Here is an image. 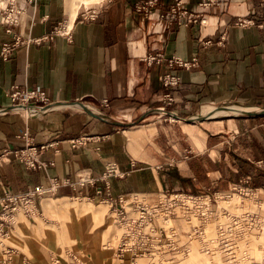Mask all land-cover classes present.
<instances>
[{"label":"crops","instance_id":"obj_1","mask_svg":"<svg viewBox=\"0 0 264 264\" xmlns=\"http://www.w3.org/2000/svg\"><path fill=\"white\" fill-rule=\"evenodd\" d=\"M72 1L66 0L68 33L56 32L51 23L63 7L49 18L34 17L38 23L19 32L0 22V110L6 109L0 111V195L47 185L50 177L60 181L49 195L57 198L116 196L152 185L197 192L264 185V167L257 165L264 138L253 139L235 123L229 135H218L220 141L197 131L189 136L195 121L184 119L198 107L233 102L264 114V0H108L94 20L77 12L71 17ZM177 3L185 16L166 20ZM241 19L253 23L243 25ZM157 53L196 57L197 64L175 65L180 81L167 88L162 77L170 68L148 62ZM14 86L46 91L45 113L26 117L8 108ZM169 90L175 98L167 108L178 119L160 126L148 118ZM112 112L145 123L129 130L130 121L109 120ZM219 117L204 118L223 122ZM153 124L156 132L150 131ZM28 139L45 145L40 159L46 167L5 159V152L25 147ZM107 163L127 170L129 178L111 175L108 188L102 176ZM83 177L90 181L81 184ZM3 254L0 248V262ZM38 261L49 264L50 257Z\"/></svg>","mask_w":264,"mask_h":264},{"label":"rangeland","instance_id":"obj_2","mask_svg":"<svg viewBox=\"0 0 264 264\" xmlns=\"http://www.w3.org/2000/svg\"><path fill=\"white\" fill-rule=\"evenodd\" d=\"M41 1H43L41 3ZM74 8L76 9L77 15L81 11V9L84 6H92L96 7L98 6L103 0H90L85 3L83 0H75ZM46 4L49 6L46 8L44 7ZM39 5V6H37ZM62 7L64 8L63 11L60 13H57L55 15L56 20L52 21L53 28L56 30L59 26L63 25L65 20H67L65 27L70 28L68 23L70 21L69 14L66 10V0H0V22L1 24H6L10 21H12L11 24H9L10 27H12L15 31L20 30H26L30 25H35L38 23V21H35L34 17L39 16L37 18L38 20H41L43 15H48L47 18L50 17V13H55L57 9L62 10ZM81 18V15L79 16ZM230 105H237V106H243L248 107L243 104H239L236 102L233 103H226L222 105H213V104H207V109H213V110H221V109H227L224 108L225 106L228 107ZM222 107V108H221ZM257 107V106H256ZM254 107H248L250 110V113H247L246 111H240L239 114H233L230 113L228 115H223V117L217 118V120H221L223 122H215L216 120H212L209 118L201 117L203 114V107H198L197 110L193 111V113L187 114L184 119L192 118L195 122H193L194 127L192 130L189 131V136L193 131H197L200 135H208L213 137L216 135V139L219 140L218 135H229V131H231L233 127V123L237 127L243 126L245 128V131L248 133V136L254 138H264V114H258L257 116L254 115L258 113L260 108ZM112 116H108L109 120H121V121H130L126 116H124L121 112L115 113L112 112ZM151 118H148L152 122V119L155 120L160 126H166L170 122H176L178 118H175L174 115H172L168 108H166V112H162L159 109H155V111L151 114ZM199 117V118H194ZM190 119V121L192 120ZM135 120V118H134ZM131 120L125 128H128L129 130H134V128H138L141 126H138L139 124L143 123L144 121H138V120ZM182 121V124L186 123L187 121ZM145 123V122H144ZM143 123V124H144ZM160 128V127H159ZM151 132H156V126L153 124ZM172 134L174 135V131H172ZM246 134V133H243ZM245 135H242V137ZM160 137V136H158ZM209 138V137H208ZM209 140L211 141L212 139ZM185 139V138H184ZM220 141V140H219ZM241 141H244L243 138H239L238 142L241 145ZM185 143H188L187 140H184ZM186 147H191L190 145ZM110 163L105 164V167L103 169V172L107 171V166ZM119 171L122 173V178H127V170H123L119 167ZM102 172V173H103ZM129 178V177H128ZM171 184V183H170ZM151 189H145V187H141L140 189H128L127 191L124 190L122 192H119L118 195H122L123 199L125 201L130 200H145L148 202L154 201V199L162 193V191H168V192H178L177 190H181L180 192H191V193H199L203 199L207 200L209 203L210 211L207 210V216L211 220L208 222V226L211 225L213 227H207L206 225V242L208 243L206 245V249H202V246L197 243L193 242V246H196L197 249L194 248L193 250L196 252L204 253L207 256L214 255V253H217L220 260L218 264H227L229 263L228 258L224 255L223 252L219 253L218 251H221L220 248H214L215 246V238L218 237V224L222 223L226 226H229L228 232L232 236H235L238 233V226L235 224L234 219L236 216H234L232 211L235 209L230 205V201L233 199L235 195L239 196V200L235 202V205L237 206H243L245 202H250L253 199H255V202L250 205V207H243L242 215L245 214H252L253 219L251 221L255 222L256 228L255 233H261L263 230L261 225V218L264 217V189H250L245 184L242 185H231L228 186L223 191H217V190H207L204 192H197L194 190H185L181 188H175L173 184L168 185L167 188H160L155 190V186ZM154 188V189H153ZM207 192H210L206 194ZM134 193V195L132 194ZM139 193V194H138ZM131 194V195H130ZM116 195V196H118ZM127 195V196H124ZM80 197V198H79ZM54 198H57V196H48L44 198L41 203L39 204V212L35 216H33L31 219L28 218L25 214H23L21 211L18 213L17 222L15 227L10 230V234L3 238L0 235V248L4 249L6 245L11 246L13 249H15L14 253L10 256V258H17L16 260H19V264L23 260L29 261L31 264H40L38 261V258H49L59 256L58 258H61L63 262H67L70 260V258L74 257L73 254L77 255L76 259H80V262L82 264H132L130 260L126 258H119L115 252L116 250V244L118 243V239H116L115 243H109V241H106V236L103 235L102 239L99 240V242L95 245L89 246V250L86 249V244H84V247L82 248V240L83 236L85 234L84 230V224H83V216L84 211L88 212L91 210H97V209H105L106 215L111 216L115 221V212L113 211V208L110 204V200L108 199V196H90L89 198H85V196H70L65 197V199H58L54 200ZM48 199H51L52 206L46 208L45 202L48 201ZM249 206V204H248ZM252 206V207H251ZM235 214V213H234ZM209 215V216H208ZM217 216V218H215ZM111 217V222H112ZM178 219L173 223L174 225H178L182 231H187L188 228L185 226V221L181 218L177 217ZM218 219V221H217ZM22 221V228L23 230L19 231V224ZM244 226L245 225V219L243 220ZM95 226L98 224V222L92 221V223ZM91 226V225H90ZM117 227V225H115ZM119 230L118 228H116ZM37 231V233L43 237L39 238L37 237L33 232ZM108 234V233H107ZM258 235V234H253ZM242 235L239 236L241 238ZM118 238V237H117ZM182 238H185V236H182ZM257 239V238H256ZM255 239V242L252 241V245L247 243L245 246H261L262 241H258ZM217 240V238H216ZM261 242V243H260ZM31 243V245H30ZM254 243V245H253ZM256 243V244H255ZM260 243V244H259ZM210 244V245H209ZM218 246V244H217ZM58 247H61V249L65 251V254H59L58 253ZM238 247V248H237ZM239 247H244L241 244H237L235 247H233L231 250H229L231 253V263L237 264L241 258L236 256V252H239ZM228 248V247H226ZM224 248V249H226ZM217 249V251H216ZM223 251L224 249L221 248ZM238 249V250H237ZM192 250V249H191ZM191 250H173V251H159L155 255V259H153V264H186L184 263V260L189 256L191 253ZM264 250V248H263ZM216 251V252H215ZM227 251V250H226ZM259 251V250H258ZM214 252V253H212ZM223 253V254H222ZM222 254V255H220ZM53 255V256H52ZM9 258V256L4 255ZM206 256V257H207ZM203 257V256H202ZM254 257H251L253 259ZM10 259V260H11ZM203 262L205 264H208V262L205 261V258L203 257ZM214 258H211L210 261H212V264H215V260L213 262ZM224 259V261H223ZM8 261L7 264H13L12 260ZM151 259L150 258H138L137 264H144L149 263ZM264 260V259H263ZM218 261V260H217ZM222 262V263H220ZM226 262V263H225ZM217 264V262H216Z\"/></svg>","mask_w":264,"mask_h":264},{"label":"built area","instance_id":"obj_3","mask_svg":"<svg viewBox=\"0 0 264 264\" xmlns=\"http://www.w3.org/2000/svg\"><path fill=\"white\" fill-rule=\"evenodd\" d=\"M103 0L98 6H84L78 13L83 19L94 20L98 13V7L103 4ZM179 3L172 6L164 18L166 20H175L181 16H185L186 11H179ZM190 18L192 15L188 14ZM192 21L196 22L195 19ZM203 21V20H202ZM201 21V23H202ZM246 22L245 19H241L240 23L243 25L253 23L251 20ZM65 22V21H64ZM12 21L4 24L7 27V31L11 28L9 24ZM260 27H264V20L259 24ZM70 28H66L65 25H61L56 29V32L68 33ZM19 37L15 39L13 45L19 42ZM12 45H5L4 50H10ZM155 61L157 63L165 62L167 67L170 68L168 72L163 74L162 83L163 86L169 88L171 86H177L180 77L176 74L175 65L188 68L197 64L196 57L191 59H184L177 54H170L165 56L163 53H157L150 56L148 62ZM10 104L8 108H14L18 111L23 112L26 117H34L45 113L48 109V96L46 91L43 89L27 88L19 89L14 86L9 92ZM175 93L168 91L164 94L162 105L157 109L162 112H166V108L174 100ZM35 100L36 102H32ZM1 112L5 113L6 109H1ZM178 118L177 116H174ZM27 145L22 148H14L4 153L6 160L15 159L24 163L27 167L41 168L46 167L47 163L40 159V154L45 149V145L37 146L32 143L31 140H27ZM3 155V154H2ZM258 166L264 167V158L257 161ZM119 167L115 163H110L107 166V171L102 174L106 178V184L109 188L108 178L111 175L121 176ZM50 183L37 184L29 189L17 192H5L0 195V235L6 238L10 234L17 222L19 211L25 214L28 218H32L39 212V204L41 201L53 195L56 188L60 185V181L50 177ZM85 181H90L87 177L81 179V184ZM240 185L244 183H239ZM235 184V185H239ZM246 185V184H245ZM250 189H264V185L260 187H251L246 185ZM210 192H207L208 194ZM110 204L115 212V220L119 227L120 234L118 243L116 244V254L119 258H126L131 261L132 264H137L138 258H150L148 264H153V259L159 251H173V250H191L192 243L197 242L202 249H206V225L211 220L206 218L207 210L210 211L209 203L203 199L199 193H187V192H168L162 191L152 202L145 200H130L125 201L122 195L112 196L108 195ZM234 215V214H233ZM209 216V215H208ZM236 216V215H234ZM181 218L185 221V226L188 228L187 231H182L178 225H174L175 221ZM217 218V216H215ZM234 219L236 226L239 230L235 236L229 234V226L219 223L218 226V237L215 238L214 248H226L231 250L237 245L236 240L240 239L239 236L243 235L244 230L254 231L256 226L252 214H241L236 216ZM245 219V225L243 220ZM264 218H261V225L264 232ZM218 221V219H217ZM255 232V231H254ZM185 236V238H182ZM242 237V236H241ZM218 244V246H217ZM210 245V244H209ZM239 245V244H238ZM3 259L0 264H5L11 258L10 256L14 253L11 246L6 245L4 249ZM4 255L9 256L6 257ZM74 257L70 258L69 261L63 262L61 258L50 257L49 264H82L80 259H76L77 255L73 254ZM21 264H31L27 260H23ZM142 264V263H140ZM147 264V263H144Z\"/></svg>","mask_w":264,"mask_h":264},{"label":"bare ground","instance_id":"obj_4","mask_svg":"<svg viewBox=\"0 0 264 264\" xmlns=\"http://www.w3.org/2000/svg\"><path fill=\"white\" fill-rule=\"evenodd\" d=\"M83 1H85V3H88L87 0H83ZM88 1H90V0H88ZM73 2H74V0L72 1V3ZM75 13H76V9L73 6L71 8L70 16L72 17L73 15H75ZM247 110H250V109L248 107H243L241 105L240 106L230 105V106L227 107V109H221V110H212V109L208 110L207 106H206L203 109V114L201 116L213 118V117H216V116H223V115H226V114H229V113L239 114L240 111H247ZM133 195H134V193H133ZM124 196H127V195H124ZM87 198H89V197H87ZM58 199H65V198H54V200H58ZM238 200H239V196L235 195L233 197V199L229 202L230 205L235 208L232 211L233 212L232 214L235 213L234 215H236V216H239V215L242 214L243 209H244L243 207H250V205L253 204V202L256 203L255 199H253L250 202H245V204L243 206H237V205H235V202H237ZM51 201H52L51 199H48V201L45 202V207L46 208H48L49 206L50 207L52 206V208H53V204L51 203ZM248 204H249V206H248ZM111 217H112V215L111 216L110 215L109 216L106 215L105 209L91 210V211H89V213L84 211L83 224H84L85 234H84L83 240H82V248L84 247V244H86L85 247H86V249L89 250L88 247L91 246V245L97 244L99 242V240L102 239L103 235L104 236L107 235L106 239H105L106 241H109V243H112V245H113V243H115L116 239L119 238V234H120V230L121 229H119L118 226L117 227L115 226L117 224L114 223L113 217H112V222H111ZM95 220H96V222H98V224L96 226L94 224L93 225L90 224V223H92V221H95ZM21 225H22V221L19 224V226H20L19 231L23 230ZM210 226L211 225L208 226V224H207V227H210ZM116 228H118L119 230H117ZM212 230H213V227H212ZM33 233L37 237L44 239L43 237H41L37 233L36 230ZM253 234H258V235H253ZM255 239L257 240V242L258 241H262V244H264V232L255 233L252 230H244L242 237L235 241L237 244H241V245L244 246V247H239V252H236L237 253L236 256L239 257L238 255H240L239 258H241V260L237 264H264V260H263L264 259V250H263L264 245L255 246L254 243H253L254 246H245L249 242H250V244L252 243V241L255 242ZM192 244H194V243H192ZM30 245H31V243H30ZM193 247L195 249H197L196 246H193ZM58 248L59 249L57 251H58L59 254H61V255L65 254L64 249L62 250L61 247H58ZM194 248H192L191 253L184 260V263H186V264H205L203 262V259H202L204 257L205 261L208 262V264H212V261H210L211 258L216 259L215 261L218 264V262H219L221 257L219 258L217 253L212 252V253H214V255L212 254V255L207 256L206 254L204 255V253L202 254L200 252L194 251L193 250ZM220 250L221 251H218V252L219 253L223 252L224 254H226L224 256H226L228 258L227 261H229V263H227V264H232L231 261H230V259L232 257L231 254H230L231 252L229 250H227V251L224 250L223 251L221 248H220ZM216 251H217V249H216ZM222 254H220V255H222ZM56 257H59V256H56ZM251 257H254V258L251 259ZM214 259H213V262H214ZM223 261H224V259H223ZM216 262H215V264H216ZM220 263H222V262H220Z\"/></svg>","mask_w":264,"mask_h":264},{"label":"water","instance_id":"obj_5","mask_svg":"<svg viewBox=\"0 0 264 264\" xmlns=\"http://www.w3.org/2000/svg\"><path fill=\"white\" fill-rule=\"evenodd\" d=\"M227 108V107H226Z\"/></svg>","mask_w":264,"mask_h":264}]
</instances>
